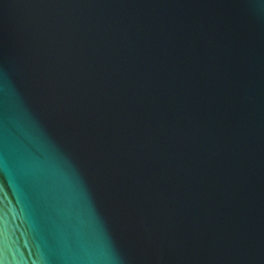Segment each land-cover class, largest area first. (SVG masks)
<instances>
[{"label":"water","instance_id":"95a60500","mask_svg":"<svg viewBox=\"0 0 264 264\" xmlns=\"http://www.w3.org/2000/svg\"><path fill=\"white\" fill-rule=\"evenodd\" d=\"M0 264H264V0H0Z\"/></svg>","mask_w":264,"mask_h":264}]
</instances>
